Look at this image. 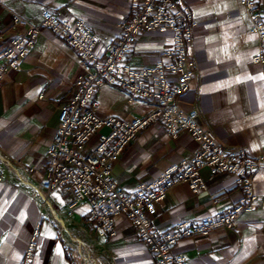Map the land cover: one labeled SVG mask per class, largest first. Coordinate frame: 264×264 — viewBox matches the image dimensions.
I'll list each match as a JSON object with an SVG mask.
<instances>
[{"label":"crops","instance_id":"1","mask_svg":"<svg viewBox=\"0 0 264 264\" xmlns=\"http://www.w3.org/2000/svg\"><path fill=\"white\" fill-rule=\"evenodd\" d=\"M193 14L195 28L189 47L196 77L177 100L185 111L195 110L197 123L212 132L227 150L250 157L264 154V85L251 63L257 42L239 0H175ZM73 25L81 20L97 39V52L114 43L130 12L129 0H0V53L24 34L12 27L16 15L38 25L41 14ZM171 33H142L135 40L129 63L152 66L170 45ZM80 74L78 55L50 30L43 29L18 72H8L0 89V264H18L37 230L30 264H73L67 244L80 264H155L136 230L123 216L115 219V237L98 238L88 225L86 205L71 219L56 218L71 195L57 190L41 206L40 184L47 148L54 136L60 107L67 104ZM101 118L131 120L151 107L120 90L102 86L95 95ZM95 142L91 139L89 145ZM197 144L186 133L169 137L160 123L138 134L115 162L112 177L125 193L160 176L169 166L190 159ZM33 169L31 176L24 169ZM206 190L193 195L186 184L174 187L152 218L160 232L179 222L199 223L234 206L242 192L230 174L200 173ZM257 202L234 229L183 239L172 253L187 264H264V171L253 178ZM69 240V242H67Z\"/></svg>","mask_w":264,"mask_h":264},{"label":"built area","instance_id":"2","mask_svg":"<svg viewBox=\"0 0 264 264\" xmlns=\"http://www.w3.org/2000/svg\"><path fill=\"white\" fill-rule=\"evenodd\" d=\"M129 2V17L120 25L118 39L104 46L101 54L97 52L96 37L81 20L70 25L44 11L40 23L31 25L13 15L12 27L22 28L24 34L13 38L0 53V89L8 72L20 70L43 29L72 48L78 55L80 74L68 103L60 107L57 127L47 148L39 188L41 206L53 192L65 190L71 200L64 210L53 209L56 218L71 219L76 209L86 205L88 225L102 239L115 237V219L123 216L134 227L155 264H187L185 256L172 253L179 241L207 236L215 230L234 229L243 215L254 211L258 198L253 178L258 171H264V154L250 157L243 150L223 148L212 132L197 123L195 110L185 112L178 107L177 100L189 91L196 77L189 52L195 28L192 12L175 0ZM239 5L257 42L251 63L259 68L264 85V0H239ZM149 32H170V45L152 66L132 67L129 59L133 44L140 34ZM102 86L114 87L148 104L151 110L128 121L101 118L96 113L95 95ZM156 123L172 139L179 133L188 134L197 150L190 159L169 166L158 178L125 193L112 177L113 166L137 135ZM204 169L211 176H234L235 185L242 192L239 201L199 223L179 222L171 230L160 232L152 222L157 206L180 184H186L193 195L206 190L200 175ZM22 173L31 176L35 171L29 168ZM37 233L33 232L18 264H30ZM65 244L72 263L80 264L72 245Z\"/></svg>","mask_w":264,"mask_h":264},{"label":"rangeland","instance_id":"3","mask_svg":"<svg viewBox=\"0 0 264 264\" xmlns=\"http://www.w3.org/2000/svg\"><path fill=\"white\" fill-rule=\"evenodd\" d=\"M67 242H69V240H67ZM70 243V242H69Z\"/></svg>","mask_w":264,"mask_h":264}]
</instances>
